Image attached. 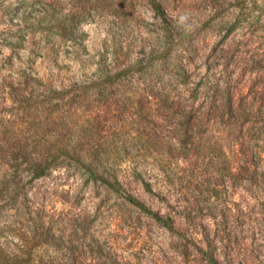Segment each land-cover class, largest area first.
Wrapping results in <instances>:
<instances>
[{
    "label": "rangeland",
    "instance_id": "374dc122",
    "mask_svg": "<svg viewBox=\"0 0 264 264\" xmlns=\"http://www.w3.org/2000/svg\"><path fill=\"white\" fill-rule=\"evenodd\" d=\"M155 1L0 0V264H264V0ZM82 98L112 185L13 177Z\"/></svg>",
    "mask_w": 264,
    "mask_h": 264
},
{
    "label": "trees",
    "instance_id": "16d2710c",
    "mask_svg": "<svg viewBox=\"0 0 264 264\" xmlns=\"http://www.w3.org/2000/svg\"><path fill=\"white\" fill-rule=\"evenodd\" d=\"M152 5L156 12H161V7L157 1L152 0ZM127 72L128 71H126V73ZM59 95L61 96L62 93ZM142 98V95L133 96V99L138 101ZM155 112V108L151 105L147 111L139 113L155 116ZM92 115L96 116L93 118L94 121L89 118V116ZM97 116H101V112L92 114V112L89 111L88 103L85 102L84 98H82L80 102L76 104L74 115L70 116V118L63 124V132L66 131L69 133V131H72V135L68 136V139L66 140L67 142L64 145H61L62 142L59 140L55 141L54 137L51 138L46 134H42L43 138L41 141L43 142H41V145L29 150L28 148L26 149L20 145L21 141L17 138L19 133L11 130V133L15 136L12 140L13 142L9 145L12 153L11 162L8 164L9 168L7 171L12 173L13 177L19 173H23L25 170L21 168V165L24 161H26V163H29L27 171H30L33 174V179H40L47 176L49 172L55 170L57 168L56 163L59 159L65 156L70 158L74 163L85 170L90 179L93 181H101L109 186L112 185L111 182L105 178V175L98 171V165L101 161H103L102 157L104 153L101 152V149L95 148L93 145L88 146L89 142H87V131L90 124L93 123L96 128L100 126V117ZM65 136L66 135H60L59 138H65ZM21 159L22 161L19 163L18 161ZM10 185L11 181H7V184H5L0 192L9 193ZM148 185L149 184H146L147 187ZM129 201L141 209L148 211V213L155 215L152 211L146 210L145 206L136 199L131 197L129 198ZM157 219L161 221L159 217Z\"/></svg>",
    "mask_w": 264,
    "mask_h": 264
}]
</instances>
